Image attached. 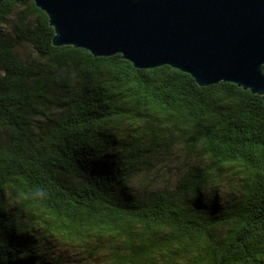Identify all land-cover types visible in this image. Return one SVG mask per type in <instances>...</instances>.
I'll list each match as a JSON object with an SVG mask.
<instances>
[{"label": "trees", "instance_id": "16d2710c", "mask_svg": "<svg viewBox=\"0 0 264 264\" xmlns=\"http://www.w3.org/2000/svg\"><path fill=\"white\" fill-rule=\"evenodd\" d=\"M53 35L32 0L0 3V264H51L47 238L105 241L115 264H264V95ZM176 147L190 158L171 190L126 186Z\"/></svg>", "mask_w": 264, "mask_h": 264}, {"label": "water", "instance_id": "95a60500", "mask_svg": "<svg viewBox=\"0 0 264 264\" xmlns=\"http://www.w3.org/2000/svg\"><path fill=\"white\" fill-rule=\"evenodd\" d=\"M32 1L54 47L118 54L135 69L168 66L200 87L230 83L264 95V0Z\"/></svg>", "mask_w": 264, "mask_h": 264}, {"label": "rangeland", "instance_id": "374dc122", "mask_svg": "<svg viewBox=\"0 0 264 264\" xmlns=\"http://www.w3.org/2000/svg\"><path fill=\"white\" fill-rule=\"evenodd\" d=\"M1 31H9V22L4 26ZM16 53L22 61H29L31 58H35L37 55L35 51L27 45H21L17 48ZM190 157L187 156L185 151L180 147H176L172 150V153L168 155L162 165L155 173H150L151 184L155 187H145L146 192H155L157 190H171L178 178L179 172L185 168V163ZM237 180V178H234ZM214 192L229 198L232 196V192L237 189L234 185H228L226 183L223 188H212ZM231 205L224 206V208H230ZM43 257L47 263L51 264H115L113 257L111 256V250L105 246V241L100 243L98 251H90L89 248L82 246H73L62 243L54 238L44 239ZM93 253V255H90Z\"/></svg>", "mask_w": 264, "mask_h": 264}, {"label": "clouds", "instance_id": "9594fccd", "mask_svg": "<svg viewBox=\"0 0 264 264\" xmlns=\"http://www.w3.org/2000/svg\"><path fill=\"white\" fill-rule=\"evenodd\" d=\"M126 186L130 189H135L137 191L143 190L145 187L148 186L155 187V185L151 184V177H149L143 172L137 173L129 177Z\"/></svg>", "mask_w": 264, "mask_h": 264}]
</instances>
